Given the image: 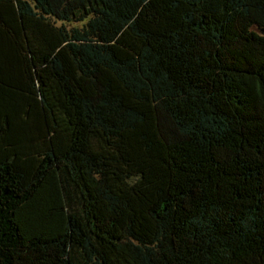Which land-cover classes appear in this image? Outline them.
<instances>
[{"label": "trees", "instance_id": "trees-1", "mask_svg": "<svg viewBox=\"0 0 264 264\" xmlns=\"http://www.w3.org/2000/svg\"><path fill=\"white\" fill-rule=\"evenodd\" d=\"M0 264H264V0H0Z\"/></svg>", "mask_w": 264, "mask_h": 264}]
</instances>
